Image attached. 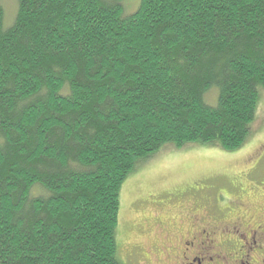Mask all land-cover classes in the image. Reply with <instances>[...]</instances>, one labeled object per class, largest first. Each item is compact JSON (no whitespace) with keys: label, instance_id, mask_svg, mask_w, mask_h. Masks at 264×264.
<instances>
[{"label":"trees","instance_id":"trees-1","mask_svg":"<svg viewBox=\"0 0 264 264\" xmlns=\"http://www.w3.org/2000/svg\"><path fill=\"white\" fill-rule=\"evenodd\" d=\"M123 1L16 0L8 28L0 4V264H123L136 162L249 133L264 0H139L127 15Z\"/></svg>","mask_w":264,"mask_h":264},{"label":"rangeland","instance_id":"rangeland-1","mask_svg":"<svg viewBox=\"0 0 264 264\" xmlns=\"http://www.w3.org/2000/svg\"><path fill=\"white\" fill-rule=\"evenodd\" d=\"M138 3L124 0V14L132 13ZM0 4L4 12L2 25L8 28L14 21L16 0H0ZM216 93L212 87L204 95L208 104L215 103ZM201 187L212 189L210 212L237 206L238 197L252 210L264 203V88L259 89L249 133L236 150L224 151L216 143L192 142L180 147L164 143L136 162L119 191L118 259L123 264H160L155 261L154 251L144 252L135 262L130 257V248L138 237L136 224L144 222V244H148V250L153 249L158 236V229L152 226L154 219L169 218L171 224L189 212L191 202H197L192 197ZM139 197L145 198L143 203L137 201ZM204 207L197 202V210L204 213Z\"/></svg>","mask_w":264,"mask_h":264},{"label":"flooded vegetation","instance_id":"flooded-vegetation-1","mask_svg":"<svg viewBox=\"0 0 264 264\" xmlns=\"http://www.w3.org/2000/svg\"><path fill=\"white\" fill-rule=\"evenodd\" d=\"M209 189L201 187L192 197L205 205L204 213L192 201L190 211L171 224L169 218L154 219L152 226L158 229V236L153 249L148 250V244H144V222L137 223L138 237L129 254L133 261L146 251H154L160 264H264V203L252 210L238 197L237 206L210 212L213 193ZM144 199L139 197L137 201L143 203Z\"/></svg>","mask_w":264,"mask_h":264}]
</instances>
